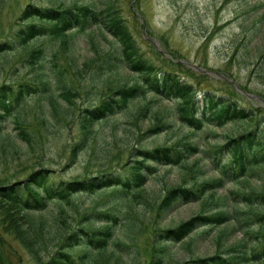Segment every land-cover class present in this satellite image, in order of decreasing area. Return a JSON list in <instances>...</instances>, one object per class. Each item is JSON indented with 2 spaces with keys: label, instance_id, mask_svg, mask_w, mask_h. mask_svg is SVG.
<instances>
[{
  "label": "rangeland",
  "instance_id": "rangeland-1",
  "mask_svg": "<svg viewBox=\"0 0 264 264\" xmlns=\"http://www.w3.org/2000/svg\"><path fill=\"white\" fill-rule=\"evenodd\" d=\"M115 2L144 56L158 70L176 73L182 82L191 83L198 93L206 87L216 92H231L235 88L242 104L264 107V98L261 97L264 96V82L257 74L264 51V14L260 16L264 11V0ZM73 3L97 4L99 0H0V41L11 43L20 25L24 22L26 26L31 25L27 19H31L33 9ZM70 32L65 39L38 36L24 44L17 42L13 48L0 54V86L33 82L38 72H45L46 77H50V86L54 91L49 92L53 95L57 118L45 130L40 120V110L45 107L51 109L50 103L37 94L25 95L13 113L24 119L23 126L32 138L27 144L18 136L13 116L3 120L0 117V184L5 182L0 186L25 180L43 167L55 179L65 181L83 179L100 172L128 175L130 170L127 166L142 157L139 150L156 145L169 146L184 137L196 143L199 149L197 154L185 159L181 165L147 161L146 164H152L155 171L147 176L139 191L140 195L135 198L130 196L132 199L128 200V196H124L127 199H113L109 196L112 190L107 188L102 192L74 195L72 204L64 201L48 202L42 213L53 220L57 214L55 205L60 204L65 209V221L70 222L71 227L78 226L82 213L87 210H109L116 206L121 215L127 214L128 219L120 221L115 237L108 243L106 254L95 262L91 258L93 254H88L86 264H143L148 257L156 226L174 225L200 211H214L218 206L230 207L232 202L229 198L225 205L220 202L216 205L215 201L230 197V191L249 192L251 188L260 187L264 190V174L262 179L245 177L231 181L225 178L223 185L213 190L211 199L214 200L208 199L210 190H207L200 201L183 204L159 216L158 205L164 189L179 183L200 187L216 178L220 174L205 151L224 142L227 135H236L252 126V123L240 122L242 126H239L232 122L191 131L177 119L175 106L178 101L162 98V93L154 96L149 92L135 97L116 115L95 123L86 143L78 148L75 156H71V145L80 137L79 121L82 120L83 110L99 104L107 96L109 86L126 82L132 85L139 78V73L119 65L114 70L97 74L103 56L95 53L93 43L102 52L119 50V43L104 29L102 31L95 26L75 33L72 38L68 37L74 35ZM38 47L43 49V59L38 66H32L25 59L31 50ZM62 90L69 92L67 96L73 101L71 104L60 96ZM146 106L149 110L145 115L137 114L140 107ZM9 138H12L15 153L11 152L9 144V148L6 146ZM238 206L247 210L244 204ZM0 207L7 212L14 209L2 200ZM92 217L93 224L96 220L95 216ZM128 221L130 226L132 223L131 228ZM238 226V222L233 219L219 226L196 229L183 240L169 245L164 264L217 253L227 255L244 240L249 252L257 240L247 237L246 233L248 229L251 231L256 228L257 223L251 219L247 227ZM43 238L48 242L47 253L55 252L57 247L54 246L52 234L48 237L43 235ZM118 241L123 242L118 244L120 248L116 245ZM82 247L75 246L71 252L74 256L81 255L84 253ZM120 252L124 255L123 262L116 258ZM46 260L43 252L40 261L45 263ZM0 264H36L13 236L2 231L1 225Z\"/></svg>",
  "mask_w": 264,
  "mask_h": 264
},
{
  "label": "trees",
  "instance_id": "trees-1",
  "mask_svg": "<svg viewBox=\"0 0 264 264\" xmlns=\"http://www.w3.org/2000/svg\"><path fill=\"white\" fill-rule=\"evenodd\" d=\"M95 3H73L68 6L55 5L33 9L30 14L31 19H27L31 21V25L26 26V22H22L23 24L17 28L11 43L6 40L0 41V54H2L13 48L14 43L17 42L24 44L38 36L65 39L69 31H72L71 34L74 33L68 36L72 38L75 33L95 26L108 32L120 46L119 50L102 52L99 50L100 47L93 43L95 53L103 56L102 64L97 67V74L114 70L119 65L127 67L131 72L139 73V78L132 85L126 82L122 85L109 86L107 96L102 98L99 104L83 110L82 120L79 121L80 137L71 145L70 155L75 156L78 148L86 143L93 132L95 123L116 115L135 97L144 96L149 92L154 96L162 93V98L178 101L175 106L177 119L182 126H187L190 130H198L204 126L206 128L220 127L232 122L239 126H242L240 122L252 123V126L244 128L236 135H227L224 142L205 151V155L213 161L220 174L216 178L206 181L200 187H190L179 183L164 189L158 205L159 216L183 204L200 201L207 190H210L208 199L214 200L211 199L214 195L213 190L221 187L225 178L231 181L245 177L262 179V174H264V107H247L242 104L235 88L231 92H216L206 87L198 93L191 83L182 82L176 73L158 70L147 60L136 43L123 16L119 14L115 0H99V3ZM263 14L264 11L260 16ZM245 48H247L246 45ZM42 54L41 47L35 48L29 52L25 60L32 66H38L43 59ZM263 57L264 51L257 71L261 82H264ZM37 75V79L33 82L24 81L15 85L0 86V117L3 120L13 116L17 134L27 144L32 141V138L23 126L24 119L18 114L14 115L15 112L13 113L25 95L37 94L50 103L51 109L45 107L40 110V120L45 130L52 126L54 119L57 120L54 114L56 108L53 95L49 92L54 91V88L50 86V77H46L45 72L41 74L38 72ZM68 93L62 90L59 94L71 104L73 101L67 96ZM261 97L264 98L263 95ZM148 110L147 106L140 107L137 114L143 116ZM185 138L169 146L156 145L149 149L139 150L142 157L135 159L133 164L127 166L130 170L128 175L100 172L83 179L74 178L65 181L55 179L48 173V169L43 167L25 180L0 186V200L14 208L7 212L0 207L2 231L13 236L29 252L36 264H86L85 259L88 254H93L91 258L95 262L97 258L106 254L108 243L115 237L120 221L128 219L127 214L121 215L116 206L109 210H87L82 213L83 216L78 226L71 227V223L65 221V209L60 204L55 205L57 214L53 220L42 213L47 208L48 202L64 201L72 204L74 195L82 192H102L107 188L112 190L109 196L113 199L128 198L129 200L132 199L130 196L135 198L140 195L139 191L145 184L147 176L155 171L152 164H146L147 161L163 165H181L185 159L199 152L197 144ZM7 144L11 146V152L15 153L12 138L8 139L6 146ZM260 189L251 188L249 192L230 191V197L226 196L215 201L216 205L217 202L225 205L226 200L230 198L233 201L231 207L218 206L214 211H200L190 219L174 225L156 226L148 257L143 264H164L166 251L170 244L183 240L198 228L219 226L233 219L238 222L240 228L247 227L251 219L257 223L256 228L251 231L248 229L246 233L247 237L257 240L256 245L252 246L249 252L244 240L240 246L230 250L232 253L229 252L227 255L217 253L187 261L174 260L171 264L264 263V190L262 187ZM124 196L128 197L123 198ZM239 204H244L247 210L241 209ZM67 216L75 219L71 214ZM92 216H95L96 220L93 224ZM82 222L85 223L81 224ZM95 224L98 227L94 226ZM128 224L131 228L132 223L130 226L128 221ZM52 226L55 229H51ZM50 234L55 240L54 246L56 245L57 249L55 252L47 253L48 242L43 235L48 237ZM121 243L123 242H116L117 247ZM79 245H83L84 253L74 256L71 249ZM43 252L47 257L45 263L40 261ZM123 256L120 252L116 258L123 262Z\"/></svg>",
  "mask_w": 264,
  "mask_h": 264
}]
</instances>
